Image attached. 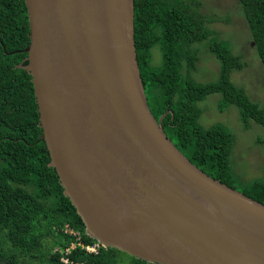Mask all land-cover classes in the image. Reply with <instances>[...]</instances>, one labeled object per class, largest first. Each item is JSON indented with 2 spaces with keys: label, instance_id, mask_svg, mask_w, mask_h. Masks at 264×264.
I'll use <instances>...</instances> for the list:
<instances>
[{
  "label": "water",
  "instance_id": "water-1",
  "mask_svg": "<svg viewBox=\"0 0 264 264\" xmlns=\"http://www.w3.org/2000/svg\"><path fill=\"white\" fill-rule=\"evenodd\" d=\"M43 140L86 234L150 264H264V204L194 165L150 111L134 0H25Z\"/></svg>",
  "mask_w": 264,
  "mask_h": 264
},
{
  "label": "trees",
  "instance_id": "trees-1",
  "mask_svg": "<svg viewBox=\"0 0 264 264\" xmlns=\"http://www.w3.org/2000/svg\"><path fill=\"white\" fill-rule=\"evenodd\" d=\"M256 55L264 72V0H239ZM197 2L184 0H134V36L140 75L151 113L161 120L167 136L199 169L230 187L233 138L228 129L200 124V102L218 95V110L234 107L244 128L252 123L263 129L264 105L253 101L231 75L244 63L208 27L212 18ZM205 44L218 70L200 83L194 78L199 59L194 45ZM30 24L25 0H0V230L21 254L48 264H64L66 248L74 240L63 233L65 224L80 232L82 243L93 245L76 208L65 197L39 124L31 75L19 66L28 64ZM158 47L161 64L152 49ZM194 54H191V52ZM233 188V187H232ZM244 194L264 204V183L254 180ZM58 228V231L53 228ZM56 242L52 253L46 243ZM131 257L124 261L119 254ZM70 264H150L117 249L100 247L97 254L76 247L66 256ZM0 264H25L0 249Z\"/></svg>",
  "mask_w": 264,
  "mask_h": 264
},
{
  "label": "rangeland",
  "instance_id": "rangeland-1",
  "mask_svg": "<svg viewBox=\"0 0 264 264\" xmlns=\"http://www.w3.org/2000/svg\"><path fill=\"white\" fill-rule=\"evenodd\" d=\"M197 2L202 6V12L213 19L208 27L216 32L222 41L229 43L233 53L240 56L244 63L241 71L231 75L235 85L243 87L250 98L264 105V72L256 55L248 24L245 20L239 0H184ZM199 59L194 78L200 83H206L213 78L218 70L217 62L213 55L205 49V44L194 45ZM191 54H194L192 51ZM153 62L161 64V54L158 47L152 49ZM218 95H211L198 104L201 109L200 124L207 128L213 123L224 125L231 133L234 146L232 149L231 186L243 193L250 183L259 180L264 183V142H259L263 129L260 125L252 123L248 129L241 122L239 111L234 107L218 110ZM54 241L46 243V250L50 253L57 247ZM0 249L7 256H15L25 264H48L36 260L31 256L21 254L9 243L5 233L0 230ZM124 261H131V257L119 254ZM126 264V263H123Z\"/></svg>",
  "mask_w": 264,
  "mask_h": 264
},
{
  "label": "built area",
  "instance_id": "built-area-1",
  "mask_svg": "<svg viewBox=\"0 0 264 264\" xmlns=\"http://www.w3.org/2000/svg\"><path fill=\"white\" fill-rule=\"evenodd\" d=\"M53 230L58 231V228L54 227ZM61 230L63 231L64 234L71 236L72 238H74L73 242L66 248H57L56 251H59L61 254H64L61 258V262H63L64 264H70L69 259L66 257L70 251L76 247H79L82 250H85L88 253H93V254H97L101 244L99 242L93 244V245H87L85 246L82 243V238H81V234L79 231H77L76 229H74L73 227L70 226V224H65Z\"/></svg>",
  "mask_w": 264,
  "mask_h": 264
}]
</instances>
